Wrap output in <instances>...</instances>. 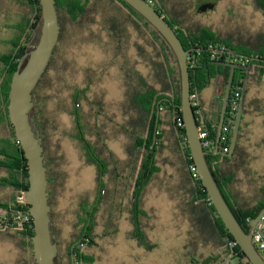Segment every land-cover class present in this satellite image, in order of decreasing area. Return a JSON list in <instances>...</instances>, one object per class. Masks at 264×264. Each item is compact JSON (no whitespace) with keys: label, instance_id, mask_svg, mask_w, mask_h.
<instances>
[{"label":"trees","instance_id":"trees-1","mask_svg":"<svg viewBox=\"0 0 264 264\" xmlns=\"http://www.w3.org/2000/svg\"><path fill=\"white\" fill-rule=\"evenodd\" d=\"M116 1L128 10L131 16L135 17V20L137 19V23L132 21L130 16L124 14L112 0H54L59 20L58 40L44 73L31 93L32 109L30 117L41 139L43 166L46 169V191L50 197V204L51 198L55 197L57 192L64 186L66 174L61 169L64 159L60 153V147L57 143H51L52 135L55 134L58 125L46 112V90L54 88L56 86L55 82L58 85L62 82V73L66 71L67 65L63 63V55L59 53V46L72 35L74 37L77 31L80 32L85 28L88 29L89 26L98 22L100 29H102L103 34L108 39L105 44L107 47L111 45L110 51L113 57L116 58L115 60L119 58L126 60V64L123 67H119L120 70L126 69V76L122 79V84H120L122 98L116 105L121 108L122 114L127 116L125 124L131 125L136 120H144V129L146 131L144 142L137 144L135 142L131 149L127 148L129 157L135 155L136 152L143 153L142 162L132 189L128 191L106 189L102 185H97V194L91 201L86 196H81L75 210L76 221L72 226L70 239L63 248L60 247L54 231L52 206L51 232L57 249L55 264H71V256H73L78 264L93 262L92 256L86 252V249L94 247L96 245L95 239L103 236V234H95V228L98 225L96 217L100 209L102 210V214L105 212L110 214L112 213L111 211L118 213L125 210L129 215V221L132 226V229L128 232L129 239L146 251H150L154 247L146 233V230L151 229V226L147 212L141 208V204L139 203L141 202V195L140 193L138 194V190L146 184L150 174V170L146 164L144 165V162L150 156L148 152H151L150 150L152 149L149 150L148 146L152 143V136L156 130L155 124L157 123V128L160 125V114L162 112H166L165 115H168L170 119V130L164 134L163 138L169 142L170 149L179 155L180 167L177 169L180 174V185L184 186L186 190L189 188L192 196L190 206L186 202L185 209L189 211L192 218H199L200 226L203 221L207 223L212 235L209 242L217 250L216 254L201 258L199 261L191 259L190 264H219L230 255H232L231 260L236 261L235 264H248L232 236L227 232L216 215L199 180L193 179L189 172L188 167L193 163L189 156L181 122V114L178 109L179 80L172 52L159 34L141 16L123 1ZM164 1H166V10L164 12L170 14L173 19L172 22L167 23L175 32L183 49L188 51L189 58L193 62L188 67L190 95L198 97L199 91L207 86L211 80L218 77L217 96L219 100L216 107L219 110L220 99L222 98L229 73L228 67L216 65L220 61L232 62L236 59L233 62L237 64V67L234 70L230 97L235 87L244 89V80L247 75L246 68H248V71L256 68L258 71L257 76H261L264 73V63L255 59L249 60V57L260 58L264 57V54H249L238 49L233 44L234 37L229 31L226 30L224 32L221 28L222 31L216 27L215 29L210 26L201 25L188 18L184 15L188 12V6L185 2L181 0ZM169 1H172V3ZM25 2L29 8V16L24 17V26L9 41L10 49L8 52L0 55V173L2 174L0 176V193L1 191L4 192V196H0V215L6 222L20 229L22 235L26 238V245L31 253L30 239L32 227L24 200V192L27 189L26 164L7 115L10 79L16 71L20 59H24L26 56L27 44L35 33L39 21L38 1L25 0ZM156 12L161 16L164 13ZM131 22L132 24H130ZM131 26L134 29H130ZM134 31L135 39L132 40L131 34ZM148 47L149 50L147 49ZM220 50L223 51L220 52ZM128 51L133 52L135 61L131 62L130 56L127 57ZM235 53L244 54L248 57L245 60L238 59L234 57L233 54ZM142 63L147 68L146 75H143L135 67ZM242 64H244V67L241 66ZM257 66L260 68H257ZM85 72L87 81L81 87L78 85H64L65 88H68L69 94L60 101V106L72 118L74 134L70 138L81 144L86 157L85 164L95 165L97 170L96 181L98 182L99 178L107 170L109 165L107 162H117L108 150V158L103 157V153L106 151V147L101 139L104 136L103 132L94 134L95 123L102 120V117L106 115L107 109L111 105L101 98L89 100L88 92L90 86L93 84L92 77L94 72L90 69H85ZM53 85L54 87H52ZM60 89L61 87L58 86V90ZM230 97L226 109V114L230 115V118L224 123L228 128L229 138L232 128V116L234 114L229 108ZM82 102L88 107L86 115L80 109ZM92 104L95 106L93 107ZM129 112L137 115L136 120H134V116L129 114ZM196 124L197 126L203 124L204 129L207 131V140L214 145L216 128L213 124H205L201 114L199 117H196ZM85 135H87V139ZM93 135L96 137V148H94L93 143L90 144L89 142V137ZM129 136H132V134ZM157 139L158 137L156 136L155 143ZM238 140L239 135H237V142ZM51 145L54 146L52 147ZM160 149L162 150L163 147H160ZM155 151L156 149H153V152ZM236 151L237 148L235 146L234 153ZM206 159L216 184L229 208L244 232L248 233L250 231L249 221L255 218L264 208V203L254 207L253 210L243 209L240 212L234 209L223 190L225 185H229V188L235 190L234 185L236 180L234 174L225 173L220 169L217 170L210 163L212 160H218L219 163H227L230 160L226 157L214 156L212 154H209ZM113 169L115 170V167ZM113 177H116V175ZM124 197L126 203L123 205L121 199H124ZM50 204L48 198V205L50 206ZM15 213L25 215L28 219L22 223L14 222L13 216ZM79 243H83L84 247L82 249L78 247ZM232 243L235 244L231 245ZM262 259L264 260V256ZM31 264H34L33 259L31 260Z\"/></svg>","mask_w":264,"mask_h":264},{"label":"rangeland","instance_id":"rangeland-1","mask_svg":"<svg viewBox=\"0 0 264 264\" xmlns=\"http://www.w3.org/2000/svg\"><path fill=\"white\" fill-rule=\"evenodd\" d=\"M181 1L188 6V14H184L188 18L201 25L216 27L224 32L229 31L234 37L233 44L238 49L249 54L253 53L252 50L248 51L247 43L249 39L258 37L260 34L257 30L258 25L264 20L261 14L254 12L251 8L250 0ZM204 1H212L213 8L205 12L200 10L199 5ZM169 2L172 3V1ZM28 16L29 8L25 0H0V55L8 52L9 41L22 29L24 17ZM75 34L59 46V53L63 55V63L67 65L66 71L62 73V80L60 79L62 82L59 85L55 82L56 86H52L54 88L46 90V112L58 125L55 134L52 135L51 143H57L60 147V153L64 159L61 169L66 174L64 186L53 198V226L61 248L70 239L72 226L76 221L75 210L80 197L86 196L91 201L97 194L96 167L85 164L86 157L81 144L70 138L74 134L72 118L60 106V101L69 94L68 88L64 85L81 87L87 81L85 69L93 71V84L89 88L88 98L90 101L101 98L109 103L111 106L106 113L111 121L115 120L114 109L122 98L120 72L117 68L120 58L115 60L116 58L110 51L111 45L106 46L105 42L108 39L100 29L99 23L95 22L88 29L77 31ZM131 37L132 40L135 39L134 33ZM147 49L149 50V47ZM127 56H130L131 62L135 61L132 51H128ZM135 67L146 75L147 68L143 66V63ZM254 72H257L256 68L251 70V75ZM256 77L250 76L246 85L249 96L256 94L260 97L259 106L263 109L253 117L254 151L252 155L256 156V161L251 168L254 172L255 184H264V75ZM58 86L61 87L60 90ZM92 106L95 105L92 104ZM80 109L86 115L88 107L84 102L81 103ZM85 138L87 139V135ZM117 146L116 143H109L111 149L117 150ZM171 156L173 165L176 167L175 182L178 185L180 184V174L177 169L180 167L179 155L172 154ZM102 185L106 186L105 183ZM174 194V179L170 176L168 180L159 181L152 192V197L148 199L156 209V220L150 224L152 229L146 232L150 242L154 245L150 251L136 246L135 242L129 239L128 232L132 227L125 210L102 214L100 209L96 217L98 225L95 228V234H103V236L95 239L94 247L86 249V252L93 258V262L87 264H190L191 259L199 261L201 258L216 254L217 250L209 242L212 235L207 223L202 222L201 227L205 233L200 232L199 218L190 220L182 212L185 210L188 213V210L179 205L180 200L172 198ZM0 196L3 197L4 192L1 191ZM121 201L124 205L125 197ZM175 201L177 204H174ZM7 246L0 244V261L6 260L7 255L1 252V249L4 250ZM235 262L229 259L225 264H235Z\"/></svg>","mask_w":264,"mask_h":264},{"label":"water","instance_id":"water-1","mask_svg":"<svg viewBox=\"0 0 264 264\" xmlns=\"http://www.w3.org/2000/svg\"><path fill=\"white\" fill-rule=\"evenodd\" d=\"M39 5V21L35 34L27 44V54L20 59L16 71L12 74L9 84L7 115L25 159L27 171V189L24 192V200L30 217L32 236L31 255L34 264H55L56 244L51 232V210L48 205V193L46 191V169L43 166V153L41 139L30 117L32 109L31 93L38 80L44 73L52 51L57 43L59 35V20L54 0H37ZM133 11L141 16L164 40L172 52L178 71L179 80V105L181 122L184 130L185 141L189 156L195 166L198 180L204 189L206 196L212 205L216 215L221 220L224 228L232 236L248 264H264V260L251 243V232L259 226H264L261 216L264 208L258 215L249 221L250 231L244 232L236 220L234 214L224 199L214 176L207 163L209 154L230 158L237 142L241 106H239L230 132L229 151L222 154L218 150V136L226 112L231 85L236 64L231 62H217L216 65L229 68L228 77L223 90L219 121L213 126L216 128V138L212 153L206 152L198 138L196 118L190 103V84L186 56L175 32L145 0H121ZM212 8V4H204L200 10ZM216 51V50H214ZM246 59V56L236 55ZM253 58H249L252 60ZM261 234H263L261 232ZM232 255L225 258L219 264H225ZM73 256L70 258L71 264Z\"/></svg>","mask_w":264,"mask_h":264},{"label":"crops","instance_id":"crops-1","mask_svg":"<svg viewBox=\"0 0 264 264\" xmlns=\"http://www.w3.org/2000/svg\"><path fill=\"white\" fill-rule=\"evenodd\" d=\"M253 80H255L254 77ZM218 85V78L211 80L209 84L202 88L198 93L199 111L205 124L210 125L216 123V106L218 105L219 100L217 96ZM114 110L115 112L113 113V116L115 120L111 121L108 119L106 113V115L102 117V120L95 123L94 134L101 132L104 134V136L101 138L102 143L106 147L103 157L108 158V150L112 157L117 160L115 163L107 162L109 164H107V170H105L104 175L99 178L98 182L96 181V184L102 185V183H105L106 186H102L106 189H119L128 191L132 189V185L142 162L143 153L136 152L135 155H133L136 158L133 156L129 157L130 155L127 153V148L131 149L135 142L136 144L139 142H144V139L146 138V131L144 129V120L137 121V115H134L135 113L133 114L132 112H129V114L134 116V120H136L134 123L129 125L125 124V121H127V116L122 114V110L118 105H116ZM165 114L166 112H162L160 114V125L158 128L157 123L155 124L156 130L152 136V143L148 146V149L152 150H150L151 152H148L150 156L147 155V161L145 160L146 162H144V165L146 164L148 166L150 174L146 184L138 190V194L140 193L141 195V202L139 203L141 204V208L147 212L150 224L156 220V209L148 199L152 197V192L155 190V187L158 185L160 180H168L170 176H173L175 194L172 198H178L177 200H180V206L186 208V206H184L186 202L190 206L192 198L189 188L186 190L184 186L182 187L179 183L177 185L175 182L176 167L173 165L171 155L176 153L174 150L170 149L169 142L163 138L164 134L170 130V119L168 115ZM130 134H132V136H129ZM156 136L158 139L155 143ZM89 142L90 144H94V148L97 147L96 137L94 135L89 137ZM109 143H116L118 145L117 150L111 149L109 147ZM160 147H163V149L161 150ZM153 149H156V151L153 152ZM166 160L167 162H165ZM114 167L115 170L113 169ZM114 175H116L117 178L113 177ZM257 188L261 191V193H256V190H258ZM238 189L240 192L236 196L232 191H227L230 203L237 211H241L242 209H252L264 203V184H255L251 189L245 185H242L239 186ZM174 204H177V202L175 201ZM182 212L185 213V215H187L190 220L192 219L189 211L187 213L185 210H182ZM127 219L129 221V215ZM150 226L152 229V225ZM199 229L201 230L200 232L205 233V230L201 226H199ZM0 244L8 245L7 248H5L6 250L1 249V252H5L7 257L5 258L6 260H1L0 264H31L32 255L28 246L26 245V238L22 235L19 228H16L13 224L6 222V220L1 215Z\"/></svg>","mask_w":264,"mask_h":264},{"label":"flooded vegetation","instance_id":"flooded-vegetation-1","mask_svg":"<svg viewBox=\"0 0 264 264\" xmlns=\"http://www.w3.org/2000/svg\"><path fill=\"white\" fill-rule=\"evenodd\" d=\"M145 1L148 2V4L155 11L164 12V10H166V8H165L166 7V1H164V0H145ZM112 2L114 4H116L122 10V12L124 14H127L128 16H130V19L132 21H135V22L137 21V19L135 20V17L131 16L129 11L123 5L119 4L116 0H112ZM250 2H252L253 6L251 5V8L254 10V12H258L259 14H261L262 17H263V20H264V0H250ZM204 4H212V8L214 6L212 1H204V2L200 3L201 6L199 5V7L201 8ZM212 8H205L202 11L205 12L207 10H211ZM162 16L166 20V22H172V20H173L172 17L170 16V14H168V13L164 12ZM130 24H132V22ZM258 26L259 27H258L257 30L260 31V34L258 35V37L251 38V39L248 40V43H247V46L249 47L248 51L252 50L254 54H258V53L264 54V21L261 22L260 25H258ZM130 29H134V27L131 26ZM132 33L135 34V31L132 32ZM222 51L223 50H220V52H222ZM188 55H189V53L187 54V56ZM233 55H234L235 58H238V59H242V58H239L236 55L246 56L244 54H237V53H235ZM246 57H248V56H246ZM249 58H253L255 60H258L259 62L264 63V57H260V58L249 57ZM235 60L236 59H234L232 62L231 61L230 62L233 63V62H235ZM242 60H245V59H242ZM111 63H113L112 60H111ZM125 64H126V60H123V59L120 58L119 63L117 64V68L123 67V65H125ZM241 66L244 67V64H242ZM257 68H260V67L257 66ZM251 70H254V69H250L248 71V68H246L247 75H246V79L244 80V83H245L244 84V89L240 88L241 89V99H240L238 107L235 109L234 114L232 116V125H233L236 112H237L239 106H241V117H240L239 130H238L239 140H238V142H236L237 151H236V153H234V151H235V149H234L232 156L230 158H227V159L230 160L227 163H225V162L219 163L218 160L210 161L211 166L213 168H216L217 170L220 169V170L224 171L225 173H227V172L233 173L234 176H235L236 183L234 185V188H235L236 191L231 189V188H229L228 187L229 185H225L223 187V190H224V192L226 194V197H227L229 202H230V199H229L227 191H232L234 193V195L236 196L240 192L239 189H238L239 186L245 185L249 189H251L253 187V185H255L254 172H253V170L251 168V165L256 161V156L254 154L252 155V153L254 151V149H253L254 145H253V140H252L253 132H254V120H253V117L256 115L257 112L263 111V109H261L260 106H259L260 97H258L256 94H254L252 96H249L247 94L248 90L246 88V85H247V83L249 81V77L250 76H255L257 74V72H258V71L254 72L251 75ZM118 72H120L119 73V75H120V84H122V79L126 76V69L125 70H120L119 69ZM262 75H264V73ZM261 76H257V77H261ZM217 78H215V79H217ZM215 79H213V80H215ZM121 90H122V88H121ZM242 90H243V93H242ZM229 97H230V94H229ZM74 112L76 113V111H74ZM259 115H262V114L259 113ZM229 118H230V115H227L226 112H225V114L223 116V120H222V125ZM218 121H219V110H218V113H217V121H216V123ZM256 191H257L256 192L257 194L261 193V191L259 189L256 190ZM48 198H49V204H50L49 195H48ZM53 198H55V197L51 198V204L49 206L50 210H51V213H52V206H53V200H52ZM248 210H253V208L252 209H248Z\"/></svg>","mask_w":264,"mask_h":264},{"label":"built area","instance_id":"built-area-1","mask_svg":"<svg viewBox=\"0 0 264 264\" xmlns=\"http://www.w3.org/2000/svg\"><path fill=\"white\" fill-rule=\"evenodd\" d=\"M186 63L189 67L193 64L191 58H189V55L186 56ZM241 99V89L236 87L234 91L232 92V96L230 97V103L229 108L231 112H234L235 109L238 107L239 102ZM190 103L191 107L194 111L195 118L199 117L200 111H199V104H198V97L196 95H190ZM180 125V124H178ZM197 132H198V138L201 141L202 148L208 152L211 153L214 150V145L211 144L207 140V131L204 129L203 125L200 124L197 126ZM228 128L226 124H223L220 128L219 136H218V150L222 154H226L229 151V136H228ZM189 172L191 174V177L193 179H198V175L195 169V166L189 165ZM28 218L25 215H22L20 213H15L13 216L14 222L22 223L26 221ZM261 220L264 221V214L261 216ZM259 231L256 232V228L251 232V243L255 250L260 254V256L263 258L264 256V226H259ZM261 232L263 234H261ZM235 243H232L231 245H234ZM78 247L82 249L84 247L83 243H79ZM73 264H78L76 261L72 260Z\"/></svg>","mask_w":264,"mask_h":264}]
</instances>
